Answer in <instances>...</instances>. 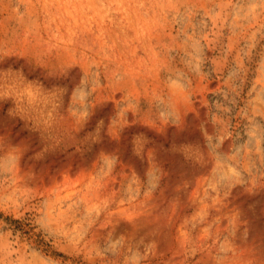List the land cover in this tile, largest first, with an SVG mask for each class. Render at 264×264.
Here are the masks:
<instances>
[{"label":"rangeland","instance_id":"rangeland-1","mask_svg":"<svg viewBox=\"0 0 264 264\" xmlns=\"http://www.w3.org/2000/svg\"><path fill=\"white\" fill-rule=\"evenodd\" d=\"M0 264H264V0H0Z\"/></svg>","mask_w":264,"mask_h":264}]
</instances>
